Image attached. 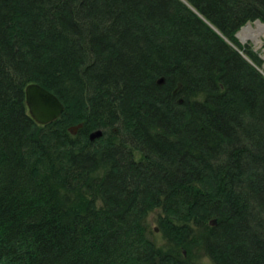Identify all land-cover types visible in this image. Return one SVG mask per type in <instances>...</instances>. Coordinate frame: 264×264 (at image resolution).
<instances>
[{
    "label": "trees",
    "instance_id": "obj_1",
    "mask_svg": "<svg viewBox=\"0 0 264 264\" xmlns=\"http://www.w3.org/2000/svg\"><path fill=\"white\" fill-rule=\"evenodd\" d=\"M254 20L264 0H0V264H264Z\"/></svg>",
    "mask_w": 264,
    "mask_h": 264
},
{
    "label": "water",
    "instance_id": "obj_2",
    "mask_svg": "<svg viewBox=\"0 0 264 264\" xmlns=\"http://www.w3.org/2000/svg\"><path fill=\"white\" fill-rule=\"evenodd\" d=\"M24 103L29 117L37 125H46L54 121L61 113L63 107L57 98L38 84H28L24 88ZM100 131L89 135L92 140L100 136ZM214 219L209 224H214ZM156 232V229H154Z\"/></svg>",
    "mask_w": 264,
    "mask_h": 264
},
{
    "label": "rangeland",
    "instance_id": "obj_3",
    "mask_svg": "<svg viewBox=\"0 0 264 264\" xmlns=\"http://www.w3.org/2000/svg\"><path fill=\"white\" fill-rule=\"evenodd\" d=\"M255 22H259V21L258 20H254L252 22L246 23L243 26H241L238 29V31L234 34V37L238 40L240 45H243V46L246 45L247 47H250L251 52L253 54H255L256 57L261 62V66L260 67L262 68L264 66V31H261V29L256 26ZM260 23L261 22H259V24ZM246 25H250L251 26V28L253 30V34H255L256 39H253V40L248 39V40L242 42L240 37H238V36H239V32ZM260 25H262V23ZM226 41H227L228 45H230L240 56H242L245 60H247L254 67V64L251 62V60L247 56H245V54L241 50H238L235 46H233L230 43L229 40H226ZM197 62H199V61H197ZM260 67H256V69L259 71V73L261 71ZM150 228L154 229V228H156V225L153 222H150ZM154 233L157 234V231L154 232Z\"/></svg>",
    "mask_w": 264,
    "mask_h": 264
},
{
    "label": "bare ground",
    "instance_id": "obj_4",
    "mask_svg": "<svg viewBox=\"0 0 264 264\" xmlns=\"http://www.w3.org/2000/svg\"><path fill=\"white\" fill-rule=\"evenodd\" d=\"M255 24L258 28L261 29V31H264V25H260L258 22H255ZM238 37H240L242 42H244L248 39H251V40L256 39L255 34H253V30H252L250 25H246L245 27H243L242 30L239 32Z\"/></svg>",
    "mask_w": 264,
    "mask_h": 264
}]
</instances>
